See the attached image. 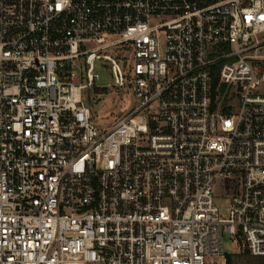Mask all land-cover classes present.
I'll return each mask as SVG.
<instances>
[{"label":"built area","instance_id":"built-area-1","mask_svg":"<svg viewBox=\"0 0 264 264\" xmlns=\"http://www.w3.org/2000/svg\"><path fill=\"white\" fill-rule=\"evenodd\" d=\"M98 62L134 97L104 130ZM225 234L264 257V0H0V264H208Z\"/></svg>","mask_w":264,"mask_h":264},{"label":"rangeland","instance_id":"rangeland-1","mask_svg":"<svg viewBox=\"0 0 264 264\" xmlns=\"http://www.w3.org/2000/svg\"><path fill=\"white\" fill-rule=\"evenodd\" d=\"M95 74L98 75L95 87L84 90L83 99L100 129H109L116 120L132 111L134 97L128 90L114 88L113 77L105 63L96 64ZM217 203L222 210L227 204L224 200H218ZM224 245L225 252L232 256L233 264H264V257L252 256L247 248L242 247L239 251L233 249L227 234L224 235ZM224 260V257L218 258L212 264H224Z\"/></svg>","mask_w":264,"mask_h":264},{"label":"trees","instance_id":"trees-1","mask_svg":"<svg viewBox=\"0 0 264 264\" xmlns=\"http://www.w3.org/2000/svg\"><path fill=\"white\" fill-rule=\"evenodd\" d=\"M224 264H233V261H232V256L230 255V254H226L225 256H224ZM212 262H213V260H210L209 262H208V264H212Z\"/></svg>","mask_w":264,"mask_h":264}]
</instances>
